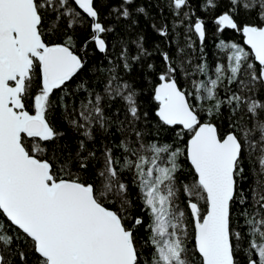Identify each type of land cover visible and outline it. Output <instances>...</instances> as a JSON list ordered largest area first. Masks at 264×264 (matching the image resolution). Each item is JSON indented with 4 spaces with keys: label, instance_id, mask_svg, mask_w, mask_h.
Listing matches in <instances>:
<instances>
[{
    "label": "snow or ice",
    "instance_id": "snow-or-ice-1",
    "mask_svg": "<svg viewBox=\"0 0 264 264\" xmlns=\"http://www.w3.org/2000/svg\"><path fill=\"white\" fill-rule=\"evenodd\" d=\"M0 264H264V0H0Z\"/></svg>",
    "mask_w": 264,
    "mask_h": 264
},
{
    "label": "trees",
    "instance_id": "trees-1",
    "mask_svg": "<svg viewBox=\"0 0 264 264\" xmlns=\"http://www.w3.org/2000/svg\"><path fill=\"white\" fill-rule=\"evenodd\" d=\"M200 15H204V13L200 12ZM211 28V24L209 25ZM225 38L226 39H234L236 42L240 43L241 42V38L239 37L238 34H232V33H226L225 34ZM218 43V41L215 39V37L210 36L209 40L207 41V48L206 51L208 52V60L209 62L215 64L216 62L219 63H227L226 60V55L223 52H220L217 47L216 44ZM165 138L170 142L172 137H170L167 133L165 134ZM187 169H188V165L185 162V173L184 176H187Z\"/></svg>",
    "mask_w": 264,
    "mask_h": 264
}]
</instances>
